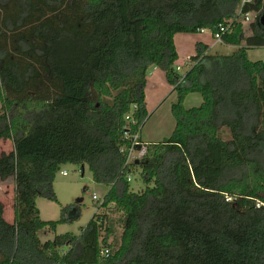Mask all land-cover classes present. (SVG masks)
<instances>
[{
  "label": "trees",
  "instance_id": "1",
  "mask_svg": "<svg viewBox=\"0 0 264 264\" xmlns=\"http://www.w3.org/2000/svg\"><path fill=\"white\" fill-rule=\"evenodd\" d=\"M240 6L241 0H0V141L14 145L0 156V180L15 183L13 222L0 201V264H264V62L248 57L264 49V27L252 23L246 36L239 21L262 12L264 0L241 14ZM229 24L222 43L237 47L234 54L211 55L197 42L191 69L177 72V35L213 36ZM152 68L177 94L175 129L124 170L125 118L136 107L138 131L149 117ZM195 95L201 106L186 108ZM66 164L88 166L93 181L109 188L99 210L112 206L121 216L119 250L109 243L105 213L79 236L41 239L68 223L64 214L43 221L37 206L38 199L58 203L54 181ZM139 167L147 188L134 193L129 175ZM88 250L92 261L84 260Z\"/></svg>",
  "mask_w": 264,
  "mask_h": 264
},
{
  "label": "rangeland",
  "instance_id": "2",
  "mask_svg": "<svg viewBox=\"0 0 264 264\" xmlns=\"http://www.w3.org/2000/svg\"><path fill=\"white\" fill-rule=\"evenodd\" d=\"M263 13L264 9L260 13H251L249 21L245 20L246 17H241V19H239V21L243 23V27L247 33L251 32L250 25L252 23H260ZM200 34H179L175 37L177 48L183 58L195 56L197 53L196 43L201 40L207 42L210 47L213 48L210 50L211 55L228 56L235 53L234 49L217 43L211 32L204 36ZM249 58L253 62H264V49L250 50ZM189 64L192 65V63ZM179 67L182 68L179 72L181 75H184L185 72L189 70V65L187 63H183ZM176 68H178V66ZM159 72L162 73L161 75L163 78V72L161 70H159ZM148 77L149 80L145 88V95L149 117L141 129L140 136L143 141L162 142L170 138L175 129L176 121L172 115L171 109L172 105L177 102V94L173 92L171 95L173 88L165 83L164 78L162 84L157 77L151 78L150 75H148ZM201 103V97L195 95L188 98L185 106L190 109L200 107ZM13 149L14 145L12 141H0V156L2 154H9ZM64 173H67V176H65ZM130 183L131 191L134 193H141L147 188L143 169L141 167L136 169L133 168ZM151 185L152 184H150V186ZM54 191L58 203L50 202L46 199L37 200L41 218L43 221L47 222L59 221L64 214L68 223L60 224L57 227L56 234L41 232L40 237L43 241L52 240L55 235L67 233L79 236L82 230L89 226L95 214L105 213L109 219V228L113 231V237L109 239V243L112 244L113 247L114 245L117 246L119 250L121 246L120 238L123 233L121 216L115 212L112 206H109L107 209L99 210V203L101 204V201L104 200L109 192V188L104 185L96 184L93 181L92 173L88 166H85L84 169L80 166L70 164L61 166L55 177ZM93 196L99 199L98 202L93 200ZM0 201L4 205L6 221L10 223L13 222L15 216V183L13 177L6 181L0 180ZM95 221V226H99V219ZM96 231L97 229L91 234L88 242L91 241L94 244ZM102 236H105L104 230ZM104 250H106V248ZM70 251L69 248L63 249V255L69 254ZM89 253V250L86 251L84 260L92 261L94 259V256H89Z\"/></svg>",
  "mask_w": 264,
  "mask_h": 264
},
{
  "label": "built area",
  "instance_id": "3",
  "mask_svg": "<svg viewBox=\"0 0 264 264\" xmlns=\"http://www.w3.org/2000/svg\"><path fill=\"white\" fill-rule=\"evenodd\" d=\"M254 0H241V6H240V11L239 14H241V11L243 9V7H245L248 4H252ZM249 16L250 14H247L245 17V20L249 21ZM231 28V25H220L218 31L216 32V34H214V39L217 41V43H221L222 44V37L223 35H225L229 29ZM205 31H202V33ZM177 72L179 73L181 71V67L178 66V68H176ZM135 109L136 107L132 108L131 113H129L126 116V121L128 122L127 127L125 128L124 131V141L128 142V144L124 145L120 152L126 156V163H125V167L124 170H128L130 169V167H132L131 165L134 163H139L140 161H142L148 152V143H144L141 139L140 136V132H141V128L139 127L138 131H134L133 128L137 125V121L134 118V113H135ZM65 176H67V173H64ZM132 175H129V181L131 180ZM93 200L98 202V198L96 196H93ZM227 202H232L233 199L228 198L226 199ZM104 203V200L101 201V204L99 203V207H101ZM261 205L258 204V207H260ZM102 255L105 258H108L110 255V252L108 249L104 250Z\"/></svg>",
  "mask_w": 264,
  "mask_h": 264
},
{
  "label": "crops",
  "instance_id": "4",
  "mask_svg": "<svg viewBox=\"0 0 264 264\" xmlns=\"http://www.w3.org/2000/svg\"><path fill=\"white\" fill-rule=\"evenodd\" d=\"M207 33H209V31H205V32H203V33H201L200 35L201 36H204V35H206ZM245 34H246V36H250L251 35V32L250 33H247V31L245 30ZM201 43H204V44H206V45H208V46H210L207 42H205V41H203V40H201L200 41ZM175 44H176V40H175ZM197 44V43H196ZM222 45L223 46H226V47H230V48H232V49H234V52H236L237 51V47H235V46H228V45H225V44H223L222 43ZM176 47H177V44H176ZM213 48H211L210 47V50H212ZM210 50H209V53H210ZM177 51H178V54H179V60L176 62V64H175V66L177 67V66H180L181 64H183V63H187L188 65H189V70L191 69V67H192V65H190L189 63H191L189 60H190V58L192 57H190V56H187V57H182L181 56V54H180V51L178 50V48H177ZM211 54V53H210ZM248 57H249V52H248ZM249 60H250V58H249ZM253 62V61H252ZM257 62H262V61H257ZM182 69V68H181ZM189 70H187V72L189 71ZM151 72H150V77L151 78H153V77H157L159 80H160V82L163 84V82H162V80H164L165 79V74L163 73V75H164V79L162 78V73L161 72H159V69L158 68H152L151 70H150ZM187 72H185V74L187 73ZM184 74V75H185ZM149 78V77H148ZM149 80V79H148ZM148 83V82H147ZM165 83L166 84H168L167 82H166V79H165ZM173 94V90L171 91V95ZM188 100V99H187ZM186 100V101H187ZM147 108H148V106H147ZM148 110V109H147ZM142 139V138H141ZM143 141V140H142ZM144 143H158V142H151V141H143ZM12 152V151H11ZM2 203V202H1ZM3 204V203H2ZM4 206V205H3Z\"/></svg>",
  "mask_w": 264,
  "mask_h": 264
},
{
  "label": "water",
  "instance_id": "5",
  "mask_svg": "<svg viewBox=\"0 0 264 264\" xmlns=\"http://www.w3.org/2000/svg\"><path fill=\"white\" fill-rule=\"evenodd\" d=\"M260 24L264 27V13H263V15H262V17H261ZM137 164H138V163H137Z\"/></svg>",
  "mask_w": 264,
  "mask_h": 264
}]
</instances>
